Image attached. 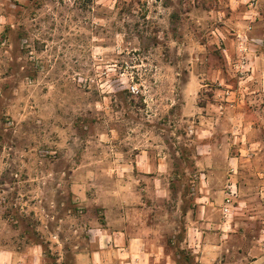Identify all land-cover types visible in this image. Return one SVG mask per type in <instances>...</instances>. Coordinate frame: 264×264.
Here are the masks:
<instances>
[{"label": "rangeland", "instance_id": "obj_1", "mask_svg": "<svg viewBox=\"0 0 264 264\" xmlns=\"http://www.w3.org/2000/svg\"><path fill=\"white\" fill-rule=\"evenodd\" d=\"M118 196L151 264L264 249V0H0V264H78Z\"/></svg>", "mask_w": 264, "mask_h": 264}, {"label": "crops", "instance_id": "obj_2", "mask_svg": "<svg viewBox=\"0 0 264 264\" xmlns=\"http://www.w3.org/2000/svg\"><path fill=\"white\" fill-rule=\"evenodd\" d=\"M136 164L139 165L137 161ZM123 197L118 196L116 204L113 203L105 210L104 222L99 227L89 230L93 244L88 250L76 255L78 264H151L153 256L161 255L157 253L156 248L160 244L156 243L153 236L155 231L150 222L145 220L143 209L137 206L124 207ZM133 197L137 199L134 205L141 203L138 193ZM203 208L200 206V209ZM193 246L197 252H201L204 263H208L209 258L206 255L214 253L212 245L209 242L201 243L197 238ZM256 246L260 251L257 252L259 255L253 257L252 264L264 261L263 244Z\"/></svg>", "mask_w": 264, "mask_h": 264}, {"label": "built area", "instance_id": "obj_3", "mask_svg": "<svg viewBox=\"0 0 264 264\" xmlns=\"http://www.w3.org/2000/svg\"><path fill=\"white\" fill-rule=\"evenodd\" d=\"M130 92L135 93L136 92V88L135 87H131ZM230 203H231V198H230V196H228V198L225 200V204H226V206H228ZM227 209L228 208L225 207L224 208V212H227Z\"/></svg>", "mask_w": 264, "mask_h": 264}]
</instances>
